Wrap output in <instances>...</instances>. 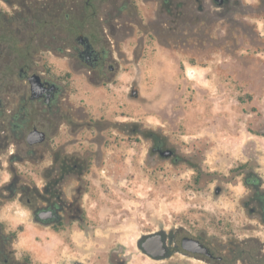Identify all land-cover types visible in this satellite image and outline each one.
Wrapping results in <instances>:
<instances>
[{"label":"rangeland","instance_id":"374dc122","mask_svg":"<svg viewBox=\"0 0 264 264\" xmlns=\"http://www.w3.org/2000/svg\"><path fill=\"white\" fill-rule=\"evenodd\" d=\"M56 1L0 0V75L11 72L0 85L14 96L22 83L27 95L24 139L0 150V185L15 169L43 189L55 152H73L86 181L83 213L58 226L38 221L26 204L0 202L17 257L98 264L116 248L123 264H181L179 256L155 261L137 244L145 232L185 227L242 249L243 166L250 156L264 166V0H206L200 21L196 3L184 15L182 0L165 1L169 9L161 0L45 8ZM80 36L103 53L100 64L80 57ZM22 69L64 85L59 107L30 101ZM17 102L0 118L2 137L1 121ZM34 127L45 132L41 143L26 140ZM154 138L179 159L155 151ZM14 149L21 160H12ZM69 179L70 197L79 178Z\"/></svg>","mask_w":264,"mask_h":264},{"label":"flooded vegetation","instance_id":"af4514ba","mask_svg":"<svg viewBox=\"0 0 264 264\" xmlns=\"http://www.w3.org/2000/svg\"><path fill=\"white\" fill-rule=\"evenodd\" d=\"M93 1L86 0L85 6H95L96 4ZM165 1L169 0H161L164 5H166ZM182 1V12L184 15L188 12L189 3L194 2L196 3L195 18L199 21L202 20V13L206 8V0ZM211 1L219 6H224L231 2L230 0ZM45 4L47 9L58 8L57 12L59 13H62L67 7V3L62 0L59 3L56 1ZM167 7L169 9V6ZM230 10H232V7ZM184 20H186V17H184ZM80 43L82 48L79 50V55L87 65L96 66L102 62L103 53L96 50L87 38L80 36ZM89 73H92V71H89ZM10 75V71H1L0 81L8 79ZM30 76H33L31 80H29ZM20 78H26L29 81L30 101L45 103L48 108L59 107L65 92L62 83L46 75L45 72L29 75L24 69L20 72ZM17 87L19 88H17L16 94L11 96L5 95L4 88H1L0 85V118L3 117V112L7 107L17 101V98V104L19 105L17 111L7 110V115L1 121V128L5 135L3 137L0 136V150L8 149L10 138L19 139L23 137L24 139L26 133L27 115L25 113V103L27 95L26 91H22L25 85L20 83ZM35 130L37 128L34 127L29 131L26 136L27 141L38 139L36 135H31V132ZM41 142L38 141L34 144ZM154 150L159 151L166 157H175V160L179 159L175 151L167 148L165 141L162 139L154 138ZM55 153L51 170L52 180L44 184L43 189H39V187L27 182H22L15 169H12V179L0 185L4 189L3 191L0 190V202L5 199H11L24 205L26 204L30 207L36 219L42 223H53L54 225L62 226L66 223L67 217L70 219L80 218L83 212L80 206L81 196L79 194L82 192L81 188L86 186V181L81 179L84 170L80 155L76 156L73 152H64L61 149ZM10 154L13 161L21 160L22 158L20 153L16 152V149ZM18 156L19 158H17ZM252 160L253 157L250 156L243 166L244 195L242 204L244 235L242 249H240L239 244L235 240L229 243H218L214 237H208L202 231L185 227L145 232L139 237L137 244L143 255L155 261H164L179 256L181 264H264V166ZM73 176L79 178L75 185L77 188L73 191L77 195L69 197L65 194L63 188L71 186L72 180L69 178ZM6 191L8 195L4 196L3 193ZM48 212L51 213L49 216H43ZM10 235L11 233L4 228L2 221H0V264H35L30 259L17 257L15 249L11 246L13 238ZM122 257L121 249H111L103 257L98 256L100 258L98 259V264H123ZM55 264L87 263L79 258H70L60 262L56 261Z\"/></svg>","mask_w":264,"mask_h":264},{"label":"water","instance_id":"95a60500","mask_svg":"<svg viewBox=\"0 0 264 264\" xmlns=\"http://www.w3.org/2000/svg\"><path fill=\"white\" fill-rule=\"evenodd\" d=\"M34 76V75H33ZM33 76H30L29 77V80H31V78L33 77ZM133 94L134 95H137V91L136 90H134L133 91ZM31 135L32 136H37L38 137V139L37 140H34V141H29V143L30 144H34L35 142H38V141H43L44 140V138H45V132L44 131H40V130H35L34 132H31ZM51 213L50 212H48V213H46V214H44L43 216H49Z\"/></svg>","mask_w":264,"mask_h":264},{"label":"clouds","instance_id":"9594fccd","mask_svg":"<svg viewBox=\"0 0 264 264\" xmlns=\"http://www.w3.org/2000/svg\"><path fill=\"white\" fill-rule=\"evenodd\" d=\"M16 247H19V245H15Z\"/></svg>","mask_w":264,"mask_h":264},{"label":"trees","instance_id":"16d2710c","mask_svg":"<svg viewBox=\"0 0 264 264\" xmlns=\"http://www.w3.org/2000/svg\"><path fill=\"white\" fill-rule=\"evenodd\" d=\"M0 16H1V14H0Z\"/></svg>","mask_w":264,"mask_h":264}]
</instances>
